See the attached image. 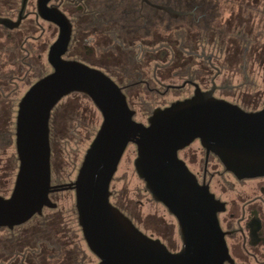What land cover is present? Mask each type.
<instances>
[{
  "label": "water",
  "instance_id": "1",
  "mask_svg": "<svg viewBox=\"0 0 264 264\" xmlns=\"http://www.w3.org/2000/svg\"><path fill=\"white\" fill-rule=\"evenodd\" d=\"M49 1L38 0L37 8L42 19L60 28L48 54L52 72L36 81L18 103L19 167L11 195L0 194V229L14 230L41 216L45 208L56 209L51 194L71 190L83 238L98 264H224L218 203L179 152L199 140L206 153L214 154L236 177L264 176V107L246 111L214 97L213 91L197 89L189 98L156 108L147 124L138 122L114 80L99 69L63 58L72 25L59 9L48 7ZM26 4L22 0L17 22L0 18V24L18 27ZM161 8L174 16L185 14ZM74 93L92 101L102 122L75 181L53 185L50 120L57 105ZM130 144L137 148L134 167L146 190L177 220L182 247L176 253L111 202V184Z\"/></svg>",
  "mask_w": 264,
  "mask_h": 264
},
{
  "label": "flooded vegetation",
  "instance_id": "2",
  "mask_svg": "<svg viewBox=\"0 0 264 264\" xmlns=\"http://www.w3.org/2000/svg\"><path fill=\"white\" fill-rule=\"evenodd\" d=\"M37 3L27 0L18 27L0 24V39L7 44L0 50L1 63L5 57L4 64L16 69L22 65L27 68L26 75L34 68L35 56L42 59L32 45L41 42L35 35L44 29L40 22L54 26L57 32L56 39L45 46L48 64L50 48L60 34L56 24L39 16ZM203 5L208 7L201 8ZM48 7L59 9L72 25L63 58L104 72L122 89L131 108L134 98L140 96L174 94L181 98L177 101L193 96L197 89L213 91L214 97L239 105L228 98L237 97L245 83L231 84L232 76L227 77V73L241 78L246 65L264 63V0H207L201 4L196 0H50ZM161 7L185 14L174 16ZM21 9L22 0H0V18L17 22ZM16 74H11L8 81H14ZM167 106L157 105L150 115L156 108ZM196 143L200 144L199 140L188 147ZM190 166L218 203L224 264H264V176L240 179L203 147L199 154L194 152ZM66 236L69 239L63 264H90L78 234ZM77 247L84 256L77 253ZM166 247L176 253L182 242L180 248ZM30 252L19 256L20 264H33L35 252Z\"/></svg>",
  "mask_w": 264,
  "mask_h": 264
},
{
  "label": "rangeland",
  "instance_id": "3",
  "mask_svg": "<svg viewBox=\"0 0 264 264\" xmlns=\"http://www.w3.org/2000/svg\"><path fill=\"white\" fill-rule=\"evenodd\" d=\"M40 24L44 27V32L43 29L42 31L38 30L35 35L40 36L43 32L40 36L41 42L32 43V45L36 48L37 53L41 52L42 59L39 61L35 56L33 59V61L36 60L34 68L28 72V75H26V67L18 65L16 69L14 66L4 64L5 57L2 63L0 61V89L2 90L0 93V194L4 197L11 195L19 167L15 148L18 103L32 84L52 71L46 59L48 49L45 46L56 39L57 32L55 27L48 23L41 21ZM6 45L5 40L0 39V50ZM245 68L241 78L233 77V73L232 75L227 73V77L232 76L231 84H237L241 81L245 83L242 90L237 91V97L233 96L228 99L237 102L244 109H261L264 106V63H250ZM14 73H17V78L9 82L8 79ZM23 78L24 80H21ZM175 82L180 84L178 80ZM231 94L234 95L235 92ZM179 97L168 94L161 98L153 96L134 98L131 106L136 111L135 120L147 124L151 110L157 105L167 106L176 99H181ZM101 122L100 112L92 101L83 94L74 93L60 102L58 109L54 111L52 116L50 135L53 185L75 181L85 152L94 139ZM201 149V145L196 143L179 154L192 171H194V166H190V161L194 157V152L199 154ZM185 155H188L189 159ZM136 157L137 148L134 144H130L111 184V202L130 217L144 233L161 239L170 249L180 248L181 240L178 234L177 220L164 205L154 201L146 190L145 183L138 177L134 167ZM198 157L200 159V155ZM197 166L195 167L199 170ZM51 199L57 204V208L54 211L45 208L43 214L62 215L64 219L62 228L66 234H78L82 240L80 245L86 253L88 263L97 264L98 261L88 249L78 224L75 192L71 190L55 192ZM35 223L31 220L21 226L20 229H30V227L35 226ZM7 237V229H0V242L2 243ZM6 258L0 260H5L8 263Z\"/></svg>",
  "mask_w": 264,
  "mask_h": 264
},
{
  "label": "trees",
  "instance_id": "4",
  "mask_svg": "<svg viewBox=\"0 0 264 264\" xmlns=\"http://www.w3.org/2000/svg\"><path fill=\"white\" fill-rule=\"evenodd\" d=\"M207 0H196L197 3H205ZM187 0H185V3ZM207 5L201 6V8H207ZM235 32V31H232ZM231 35H235L232 33ZM226 50H230L227 48ZM244 50V48H243ZM54 109L56 111L58 106ZM52 112V116L53 113ZM52 116L50 120V135L52 126ZM54 211V210H53ZM32 221L36 222L35 226L27 228L26 230L20 229L21 226L16 227L13 231L7 230L8 237L4 239L0 244V259L7 257V264H20L19 256L28 251H34L33 264H63L64 250L67 248V237L65 230L62 228L63 216L58 214L43 215L41 217H35ZM76 234V233H74ZM74 238V236H73ZM55 246H48V244ZM57 245V246H56ZM39 252H36L38 251ZM46 250V251H45ZM79 255H83L80 248H76ZM18 256V257H17ZM5 262V260H0ZM0 262V264H1Z\"/></svg>",
  "mask_w": 264,
  "mask_h": 264
}]
</instances>
